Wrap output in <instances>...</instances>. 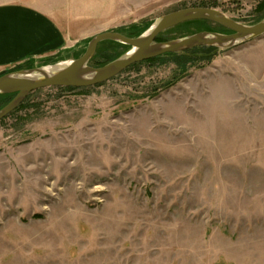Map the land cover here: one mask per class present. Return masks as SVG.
Returning a JSON list of instances; mask_svg holds the SVG:
<instances>
[{"label":"rangeland","instance_id":"rangeland-1","mask_svg":"<svg viewBox=\"0 0 264 264\" xmlns=\"http://www.w3.org/2000/svg\"><path fill=\"white\" fill-rule=\"evenodd\" d=\"M6 3L51 14L65 39L0 76L77 59L104 32L138 37L185 8L264 18V0ZM222 27L189 21L156 42L232 32ZM262 38L210 60L165 54L94 86L29 93L0 120V264H264ZM130 48L104 40L90 65Z\"/></svg>","mask_w":264,"mask_h":264},{"label":"water","instance_id":"water-1","mask_svg":"<svg viewBox=\"0 0 264 264\" xmlns=\"http://www.w3.org/2000/svg\"><path fill=\"white\" fill-rule=\"evenodd\" d=\"M195 20L212 21L232 32L205 30L172 41L156 42L157 37L164 31ZM262 36H264V18L255 24L246 25L212 7H191L165 14L138 37H128L117 32H104L96 35L90 41L86 52L77 59L0 76V94H16L0 110V120L14 111L29 93L40 88L94 86L112 79L133 64L167 53L183 52L202 46L228 48ZM104 40H115L131 48L123 56L102 67L91 66L90 61L96 54L99 43ZM61 64L66 65L59 66ZM52 66L59 67L52 72L45 70Z\"/></svg>","mask_w":264,"mask_h":264},{"label":"crops","instance_id":"crops-1","mask_svg":"<svg viewBox=\"0 0 264 264\" xmlns=\"http://www.w3.org/2000/svg\"><path fill=\"white\" fill-rule=\"evenodd\" d=\"M51 14L24 3L0 4V68L52 53L65 35ZM260 49L264 54V38Z\"/></svg>","mask_w":264,"mask_h":264},{"label":"trees","instance_id":"trees-1","mask_svg":"<svg viewBox=\"0 0 264 264\" xmlns=\"http://www.w3.org/2000/svg\"><path fill=\"white\" fill-rule=\"evenodd\" d=\"M150 26H151V24L148 26V28ZM222 28H223L224 31H227V28H224V27H222ZM205 30H207V29H205ZM207 31H209V30H207ZM210 31H213V30H210ZM219 50H220V48H217V47L202 46V47L189 49V50L183 51L181 53L180 52L179 53H167L166 55H171V56H179V55H181L183 57L187 56V57L191 58V60H196V59H192L194 57L198 58V59H202V60H210L211 58H213L219 52ZM156 59H159V57L158 58H151L148 61H154ZM70 88L72 89V87H70ZM70 88H68V89H70ZM15 96H16L15 93H13V94H0V102H1V100H5V102L3 104H0V110L4 106H6Z\"/></svg>","mask_w":264,"mask_h":264},{"label":"bare ground","instance_id":"bare-ground-1","mask_svg":"<svg viewBox=\"0 0 264 264\" xmlns=\"http://www.w3.org/2000/svg\"><path fill=\"white\" fill-rule=\"evenodd\" d=\"M64 65H66V64H61V65H59V66H64ZM59 66L47 67L45 70H46L47 72H52V71H54L56 68H58Z\"/></svg>","mask_w":264,"mask_h":264}]
</instances>
